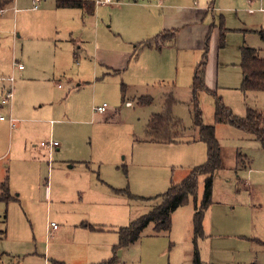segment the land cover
I'll return each mask as SVG.
<instances>
[{
    "label": "rangeland",
    "instance_id": "rangeland-1",
    "mask_svg": "<svg viewBox=\"0 0 264 264\" xmlns=\"http://www.w3.org/2000/svg\"><path fill=\"white\" fill-rule=\"evenodd\" d=\"M119 1L95 4L89 14L59 0H41L38 9L34 0H15L0 14V77L11 76L15 59L26 68L15 71L13 126L11 111L0 107V184L7 181L12 196L0 199L3 263L195 264L198 251L200 264H264V145L228 123L216 124L224 167L215 172L201 233L194 217L203 177L196 198L171 215L169 234L153 235L151 224L126 246L118 233L207 162L197 114L215 124L213 92L234 114L253 108L264 117V89L244 91L240 66L245 43L264 56V0H215L208 26L185 29L179 45L138 53L126 16L144 10ZM205 53L211 91L196 101L194 74ZM171 90L186 136L149 141V119L164 111ZM144 96L152 100L139 103ZM103 103L107 111L95 112ZM48 140L60 143L51 154L40 146ZM239 154L248 167H238Z\"/></svg>",
    "mask_w": 264,
    "mask_h": 264
},
{
    "label": "trees",
    "instance_id": "trees-1",
    "mask_svg": "<svg viewBox=\"0 0 264 264\" xmlns=\"http://www.w3.org/2000/svg\"><path fill=\"white\" fill-rule=\"evenodd\" d=\"M15 0H0V14L5 11ZM121 2V1H120ZM96 1L92 0H59L58 5L63 8L81 9L89 14H93L96 8ZM260 35L264 39V30H260ZM163 38V37H161ZM159 37L146 40L141 43L140 47H151L158 43ZM158 45V44H157ZM241 63L243 71L242 88L248 90L264 89V56L260 50L247 45L241 48ZM206 56L196 68L193 82L194 99L198 101V96L202 91H210L205 82ZM216 97L215 124H204L200 117L201 111L197 114V123L200 128V139L206 142L208 146V159L205 164L192 168L179 183H173L169 190L161 196L162 202L154 207L148 214L132 222L129 226L121 227L118 231L120 245H129L138 241L143 231L153 224V235L169 234L172 227L171 215L183 206L190 196L196 198L199 179L203 177L204 188L202 202L200 206L196 205L195 209V234L198 236L202 231L203 216L205 211L213 204V187L215 172L224 167L222 149L216 136V124L228 123L239 129H242L254 138L260 140L264 145V124L263 114L256 109L249 108L244 116L234 114L228 107L221 96L213 93ZM167 95V94H165ZM150 97V96H149ZM167 100L164 103V111L155 112L151 115L146 133L147 139L152 142L171 143L183 140L186 136V126L183 121L174 115L173 103L176 98L171 90ZM144 97L138 99L139 103L150 102L144 100ZM246 155L239 154L241 158L238 163L239 168L248 167L244 160ZM0 199L10 200L8 182L0 184ZM197 251L195 254V264H200V256ZM4 253L0 251V264L3 263Z\"/></svg>",
    "mask_w": 264,
    "mask_h": 264
},
{
    "label": "crops",
    "instance_id": "crops-1",
    "mask_svg": "<svg viewBox=\"0 0 264 264\" xmlns=\"http://www.w3.org/2000/svg\"><path fill=\"white\" fill-rule=\"evenodd\" d=\"M134 2L135 3H132V1L125 2L127 3L125 4V7L131 9H135V8L137 9L141 7L144 10L140 14H130L126 16V20L129 23V27L127 29V31L129 30V32H127L128 33L127 39L129 40L128 41L129 43L134 44L133 45L134 51H136L137 53L139 52V50H142L144 48L150 49L152 47L153 48L159 47V45L163 43H171V44L179 45L181 41V37L184 36L183 32L185 31V29H188L189 27L195 25H202L204 27L208 26V24L210 23V15L215 10V0H161L160 3L154 0H149V1L144 0L140 3H137V0H135ZM148 7L151 9L150 11H147ZM250 11L253 12L255 10L250 9ZM259 11H264V8L261 6L259 8ZM3 13L4 11L2 12V14ZM179 21H182V23H180ZM169 22L173 23V25L170 26ZM261 30L264 29L262 28ZM154 37H159V41L157 43L158 45L156 44L151 47H142V48L140 47L142 42L152 39ZM244 45L247 44L245 43ZM198 47H200V45ZM250 47H254V46H250ZM130 51H131L130 48L129 49L126 48L125 55L127 56L130 53ZM205 56L207 57V53H205L204 58L201 62L204 61ZM25 70H26L25 67L23 69H19L18 66L13 65V71L11 75H14L16 79L15 71L22 72ZM206 72H207V58H206ZM206 72H205V82H206ZM6 78L0 77V107L9 109L11 111L10 116H12L14 98L9 106L3 105L1 103L4 90L9 85V82ZM209 90L211 91L210 88ZM146 98H150V97H146ZM19 106L20 104L18 103V107ZM1 120H6V118ZM10 125L13 126L11 123ZM41 142H40V146L42 147ZM44 150L46 149L44 148ZM57 230L58 228L54 230V232ZM259 246L264 247V242L261 241V244H259ZM252 264H257V263L253 262Z\"/></svg>",
    "mask_w": 264,
    "mask_h": 264
},
{
    "label": "built area",
    "instance_id": "built-area-1",
    "mask_svg": "<svg viewBox=\"0 0 264 264\" xmlns=\"http://www.w3.org/2000/svg\"><path fill=\"white\" fill-rule=\"evenodd\" d=\"M157 2H161V0H154ZM41 2V0H34L33 2V8L34 9H38L39 8V3ZM97 4L100 5H104V4H112V3H120V1L118 0H97L96 1ZM15 65L18 66L19 69H23L24 65L17 62L15 60ZM9 82L8 87L4 90L2 99H1V103L3 105H10L12 103V100L14 98V94H15V76L11 75L9 77L6 78ZM61 86V85H59ZM108 109V104L107 103H103L102 105H98L95 106L94 111L98 112V113H105ZM1 119H5L4 116L0 117ZM9 121L12 125H14L15 123V119L10 116ZM42 147H44L50 154L52 153V151L59 147L60 143L56 140H48V141H42L41 142ZM51 228H53L52 230H56L58 228V225L54 222L51 223Z\"/></svg>",
    "mask_w": 264,
    "mask_h": 264
}]
</instances>
